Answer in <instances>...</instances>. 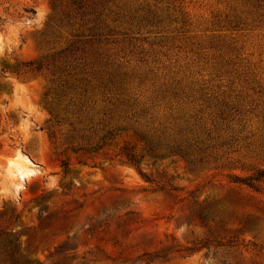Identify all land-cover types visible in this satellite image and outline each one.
Here are the masks:
<instances>
[{
    "label": "rangeland",
    "instance_id": "374dc122",
    "mask_svg": "<svg viewBox=\"0 0 264 264\" xmlns=\"http://www.w3.org/2000/svg\"><path fill=\"white\" fill-rule=\"evenodd\" d=\"M0 264H264V0H0Z\"/></svg>",
    "mask_w": 264,
    "mask_h": 264
}]
</instances>
